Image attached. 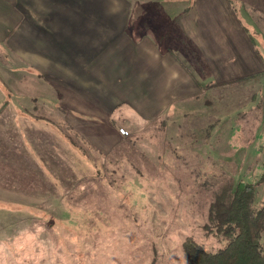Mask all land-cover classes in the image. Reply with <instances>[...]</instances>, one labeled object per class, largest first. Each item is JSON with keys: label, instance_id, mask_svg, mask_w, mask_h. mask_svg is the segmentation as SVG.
<instances>
[{"label": "rangeland", "instance_id": "rangeland-1", "mask_svg": "<svg viewBox=\"0 0 264 264\" xmlns=\"http://www.w3.org/2000/svg\"><path fill=\"white\" fill-rule=\"evenodd\" d=\"M179 45L173 49L182 57ZM7 63L0 59L6 86ZM197 77L202 107L173 125V140L156 130L161 122L129 132L111 121L104 138H83L44 106L36 114L46 121H34L29 134L32 147L15 155L12 124L1 119L0 264H188L186 238L208 252L223 248L202 226L223 188L253 184L261 173L264 71L233 86ZM120 128L129 135L118 140ZM255 192L256 205L264 186Z\"/></svg>", "mask_w": 264, "mask_h": 264}, {"label": "crops", "instance_id": "crops-1", "mask_svg": "<svg viewBox=\"0 0 264 264\" xmlns=\"http://www.w3.org/2000/svg\"><path fill=\"white\" fill-rule=\"evenodd\" d=\"M149 1L0 0V59L10 69L0 107L13 111L0 121L12 124L15 155L32 147L44 106L83 138H104L111 121L129 132L161 122L156 130L173 140V125L202 107L198 75L233 86L263 73L264 0Z\"/></svg>", "mask_w": 264, "mask_h": 264}, {"label": "trees", "instance_id": "trees-1", "mask_svg": "<svg viewBox=\"0 0 264 264\" xmlns=\"http://www.w3.org/2000/svg\"><path fill=\"white\" fill-rule=\"evenodd\" d=\"M260 185L264 186V165L255 183L238 182L216 195L202 230L221 238L225 245L208 252L186 238L182 251L188 264H264V200L255 205V188Z\"/></svg>", "mask_w": 264, "mask_h": 264}, {"label": "built area", "instance_id": "built-area-1", "mask_svg": "<svg viewBox=\"0 0 264 264\" xmlns=\"http://www.w3.org/2000/svg\"><path fill=\"white\" fill-rule=\"evenodd\" d=\"M118 132H119V135L120 136H122V137H128V132L125 130V129H123V128H120L119 130H118Z\"/></svg>", "mask_w": 264, "mask_h": 264}]
</instances>
